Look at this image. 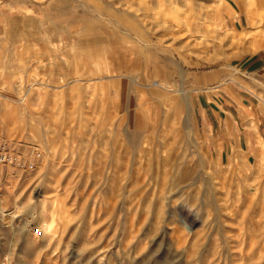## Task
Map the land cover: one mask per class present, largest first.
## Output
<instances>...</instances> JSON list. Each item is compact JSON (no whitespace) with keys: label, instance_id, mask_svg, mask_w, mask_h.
I'll return each mask as SVG.
<instances>
[{"label":"rangeland","instance_id":"374dc122","mask_svg":"<svg viewBox=\"0 0 264 264\" xmlns=\"http://www.w3.org/2000/svg\"><path fill=\"white\" fill-rule=\"evenodd\" d=\"M258 54L264 0H0V264H264Z\"/></svg>","mask_w":264,"mask_h":264},{"label":"crops","instance_id":"0c3cea01","mask_svg":"<svg viewBox=\"0 0 264 264\" xmlns=\"http://www.w3.org/2000/svg\"><path fill=\"white\" fill-rule=\"evenodd\" d=\"M246 70L247 72L252 74L251 76L254 81L259 82L258 85L255 83L257 86L261 87L260 84L264 85V55L258 54L257 56H255L246 65ZM256 88L258 91H261V89H259L258 87ZM255 97H257V95L253 92L251 97L235 93L233 99L229 101L226 99L225 101H223L219 96L217 97L218 100H220V102L223 104L222 111H225L226 113L223 115L220 109L215 110V113L213 114L215 117L213 119L214 122H218V124L222 123L220 132L218 134H213V147L215 148L216 153H219V155H221L222 157L227 153H225V147H241L244 149L249 148V146L252 145L250 134H253L254 131L250 130L251 123L249 124V120L254 117V113H256L257 118L261 114V111H259V109L253 108L255 103L253 98ZM227 106L229 110L225 108ZM230 106H234L235 110L232 111L230 109ZM262 125L263 122L258 121L259 132L263 130ZM237 130H240V132H238ZM216 147H220L222 149L216 150Z\"/></svg>","mask_w":264,"mask_h":264},{"label":"built area","instance_id":"2783aa9c","mask_svg":"<svg viewBox=\"0 0 264 264\" xmlns=\"http://www.w3.org/2000/svg\"><path fill=\"white\" fill-rule=\"evenodd\" d=\"M15 156L8 146L7 142L0 140V176L2 175L3 167L13 163ZM33 167V165H31ZM33 234L40 237L43 234L42 227H35Z\"/></svg>","mask_w":264,"mask_h":264},{"label":"bare ground","instance_id":"6f19581e","mask_svg":"<svg viewBox=\"0 0 264 264\" xmlns=\"http://www.w3.org/2000/svg\"><path fill=\"white\" fill-rule=\"evenodd\" d=\"M9 5H10V4H9ZM9 7H10V6H9ZM1 8H2V7H1ZM7 8H8V7H7ZM255 94L257 95L258 98H260V99L262 98V96H260L259 93H258V94L255 93Z\"/></svg>","mask_w":264,"mask_h":264}]
</instances>
